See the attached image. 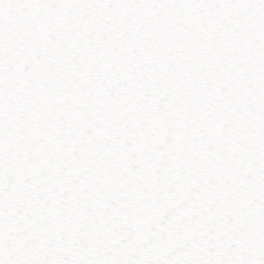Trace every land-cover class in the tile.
<instances>
[{
	"label": "snow or ice",
	"instance_id": "snow-or-ice-1",
	"mask_svg": "<svg viewBox=\"0 0 264 264\" xmlns=\"http://www.w3.org/2000/svg\"><path fill=\"white\" fill-rule=\"evenodd\" d=\"M0 264H264V0H0Z\"/></svg>",
	"mask_w": 264,
	"mask_h": 264
}]
</instances>
